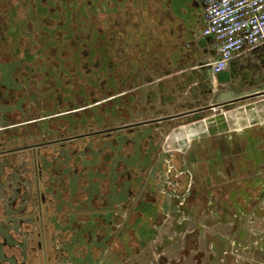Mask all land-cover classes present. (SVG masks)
Wrapping results in <instances>:
<instances>
[{"label":"flooded vegetation","instance_id":"obj_1","mask_svg":"<svg viewBox=\"0 0 264 264\" xmlns=\"http://www.w3.org/2000/svg\"><path fill=\"white\" fill-rule=\"evenodd\" d=\"M51 1L57 4L52 5ZM61 1L67 2L69 6L74 4L75 8L66 5L62 7ZM10 7L18 8V14L12 17L15 26L13 32L8 31L10 16L7 13ZM1 11L0 103L9 105L25 96L29 104L24 103L21 107L29 106L31 138L22 141V130L19 128H6L2 131L5 134L0 135V160L8 156L18 163V158L28 156L30 162L28 172L25 164L20 173L21 193L17 195V200L5 205L0 203V246L4 236L14 239L12 247L8 246L0 254V264H12L7 260L8 254L17 264H64L65 224L69 214H75L74 210L70 212L68 203L69 177L73 176L75 182L86 186L88 174L97 173V168L108 170L106 166H110L112 160H115V171L125 173V176H137L145 172V168L128 163L129 158L135 154L145 157L150 145L147 143L149 138L146 140L142 136L138 152L134 153L135 136H141L142 132L149 129L153 142L161 140L163 134L155 131V128L176 123L179 119L175 113L177 103L170 83L168 93L162 94L165 86L155 80L160 68L155 64V59L149 58L142 40L139 42L142 49L138 52L130 47V35L120 33L118 39L121 51L119 57H114L113 13L98 7L93 0H0ZM123 11L131 16L134 13L126 9ZM54 13L60 15L58 23L51 17ZM126 13H120V26L124 32V27L128 28ZM149 31L150 28L147 29L145 25L140 37L145 40ZM2 47L10 48V52L2 51ZM12 63H15L12 75L21 78L23 91L10 92L3 97L1 66H10ZM146 74L150 76L147 84L157 90L151 88L144 100L143 80H139L132 92L126 89L129 82L136 83L137 77ZM207 88L211 94V87ZM192 91H196L195 88ZM132 95L136 101L133 109L137 108L140 113L134 120L128 118L126 107ZM184 104V107L192 108L189 102ZM56 110L66 117L67 127L64 132L54 136L53 127L48 124L43 129L42 123H51ZM183 113L184 118L190 116L191 112L187 109ZM6 117L9 118L8 115ZM17 119L21 120L22 115L12 117L11 123ZM23 133L27 135L24 130ZM5 135L12 139L1 138ZM13 138L18 139V142ZM168 149L166 169L159 188L161 194L166 196L162 187L168 177L172 185L176 186L174 190L178 196H166L169 200L163 204L162 221L166 223L169 232L166 236L162 235L161 239L168 237V240H174L170 246L182 244L184 247L164 252L159 256L158 264H204L205 255L199 249L187 247L196 235L178 233L180 227L189 221L185 206L190 198V185L182 190L181 177L183 174L191 176V171L186 169L179 172L174 163V153ZM97 156H102L105 163L97 166ZM104 184L107 182L104 181ZM101 189L107 193L109 186L102 185ZM79 193L88 197L85 190ZM18 199L22 201L20 210L16 206ZM120 204L116 209L125 210L124 205ZM79 211L80 218L88 217L84 208ZM121 212L113 216L125 218L126 210ZM91 217L101 222V218L96 219V214ZM108 230L103 227L97 236L101 238L107 235ZM85 231L90 237L93 229ZM217 251L212 252L217 254ZM98 252L96 250L99 256H108L104 248ZM219 252L225 251L221 249ZM100 261L103 264L105 258Z\"/></svg>","mask_w":264,"mask_h":264},{"label":"crops","instance_id":"obj_2","mask_svg":"<svg viewBox=\"0 0 264 264\" xmlns=\"http://www.w3.org/2000/svg\"><path fill=\"white\" fill-rule=\"evenodd\" d=\"M122 1L93 0V2H97L98 7L113 13V55L119 57L121 51L118 39L120 33L130 35V47L137 49L138 52L142 49L139 43L142 40L147 47L149 58L155 59V64L160 68L157 70L158 75L155 80L164 84L163 95L169 91L168 84L171 85V92L177 103L175 113L178 114L179 119L169 126L159 125L155 128V131L163 134L161 140L153 142L149 129L142 132L141 136H135L134 153L138 152L141 137L143 136L146 140L149 138L147 143L150 145L146 156L142 158L135 154L128 161L129 164H137L145 168L146 171L142 174L137 176L127 174L125 176V173H118L115 171V160H112V164L106 166L108 170L97 168V173L90 172L86 186L75 182L73 176L69 177L67 183L70 187V193H68L70 202L68 203L70 212L74 210L75 214L70 213L65 224L66 235L63 239L66 259L63 261L64 264H88V261H97L98 263L102 258H107L105 264L157 263V260L152 261V257L149 259L148 252L146 254L144 252L148 247V241H150L149 247H151L154 229L162 230V232H157L160 235L169 232L166 229V223L162 221L163 204L167 203L169 199L161 194L159 188L166 169L167 148L173 151L174 163L179 172L186 169L191 171V176L183 174L181 177L182 190L188 184L190 185V198L185 206L189 221L180 227L179 234H195L196 230L190 226L194 225L197 219L204 222V217L212 212V208L222 209L223 212L228 209L226 203H229L234 205V208L243 209L249 199L250 187L254 184L261 185L264 182V178H262L264 176V96L216 107L212 109L211 113H207L210 109H203L199 105L200 100H210L211 98L210 93L207 92L208 86L211 87L212 84H215L213 96L210 101L208 100L209 104L213 102L215 94L232 86L218 87L216 77L210 67L205 65L217 54L215 38L202 34L206 25L203 1L141 0L145 4L150 2L149 8L128 11L129 13L134 12L132 16L129 14L128 16L126 11L120 9L119 3ZM104 2L107 7H103ZM115 2H117L118 8H114ZM119 12L126 13L125 22H127L128 28L124 27L125 32L120 26ZM0 14L2 15V11ZM7 14L10 16L8 17L10 18L8 31L13 32L12 17L18 14V8L10 7ZM145 25L147 29L150 28V31L146 35V39L143 40L140 33ZM197 33L208 38L204 46L197 43ZM1 50L10 52L8 47H2ZM26 64L28 65V63ZM14 65L15 63L10 66H1L3 97H6L10 92L20 93L23 91L21 78L16 75L17 78L15 74L12 75ZM229 69L238 72L237 82L241 78L247 81L243 90H250L257 86L256 81L261 79V74L264 72V45L245 51L234 58L227 70ZM149 77L148 74L137 77V82H129L126 90L132 92L139 80H143L142 82L145 83H142L144 91L142 96L145 100V95L151 88L157 90L156 87L147 84L150 81ZM260 81L258 84L264 83V79ZM194 88L196 91L193 92ZM24 97V95L21 96L19 101L9 105L0 103V114H3L0 117V135L5 134L2 131L6 128L13 130L19 128L22 130V141H26L27 137L31 138L28 124L29 106L21 107L24 103L29 104ZM187 102L192 104L191 109L184 107V103ZM134 105H136V101L132 95L126 104L127 116L130 120H134L140 115L137 108L133 109ZM187 109L191 112L190 116L183 118V112ZM19 114L22 115V119L11 123L10 119L18 117ZM60 114L59 110H56L51 123L43 122L42 128L45 129L50 125L53 127L54 136H57L61 131L64 132L67 127V119ZM7 115L9 118L6 117ZM43 115L46 114L43 113ZM23 130L27 135L23 133ZM2 137L4 139L5 137L11 138L9 135ZM14 140L18 142V139ZM18 159V163L8 156L0 160V203L3 205L9 204L10 201H16L17 195L21 193L20 173L24 170L23 165H27V170H25L28 172L30 163L28 156ZM95 161L97 166L102 162L105 163L102 156L101 158L97 156ZM89 164L85 165L91 168ZM81 174L83 176V173ZM237 177L246 179L237 181L238 183L234 185L236 181L232 178ZM104 181L107 184H104ZM102 185L109 186L107 193L102 192ZM84 190L88 192V197L79 195V191ZM211 196L217 197L215 203ZM21 202V199H18L16 205L18 210L22 208ZM118 204L124 205L126 208L127 216L123 219L113 216L117 212H125L121 208L116 209ZM82 208L88 214V217L84 219L79 216V209ZM222 212L218 213L219 216H222ZM121 213L123 214V212ZM94 214L97 215L96 219L101 218V222L93 220L91 216ZM204 224L206 223L204 222ZM77 225L79 226L77 227ZM103 227L109 228L108 234L100 238L97 235ZM90 228L93 229V232L89 237L85 230ZM156 236L159 237L158 234ZM3 239L0 254L4 253L8 246L12 247L14 244V239L11 236L6 235ZM95 248L99 252L104 248L107 250L108 256H99ZM8 257L7 260L10 263L17 264L12 256L8 254Z\"/></svg>","mask_w":264,"mask_h":264},{"label":"rangeland","instance_id":"obj_3","mask_svg":"<svg viewBox=\"0 0 264 264\" xmlns=\"http://www.w3.org/2000/svg\"><path fill=\"white\" fill-rule=\"evenodd\" d=\"M51 4L56 5L57 3L51 1ZM105 4L106 2H104L103 7H107ZM150 4V2L148 4H145V2L142 3L141 0H123L119 3V6L121 10L126 9L134 11L148 9ZM65 5L75 8L74 4L69 6L67 2L61 1V6L65 7ZM115 7L118 8L117 2L114 4V8ZM59 16V14L54 13L51 17L58 23ZM212 94L213 92L210 94L211 98L213 96ZM208 100L209 99L200 100L199 105L202 107L209 104ZM211 112H213L212 109L208 110L207 113ZM262 178H264V176H262ZM242 179L245 181L244 179L246 178H232V180L236 181L234 185L238 183L237 181H242ZM211 199H213V203H215L217 197L211 196ZM226 204L228 209L223 210V212L222 209L218 210L212 208V212L210 213L214 215L208 213L207 216L204 217L203 221L206 224L199 221V219H197V221L195 220L194 225L190 227L196 230L195 234L202 236L199 237L196 235L193 237L192 243L189 245L190 247H187L199 249V251L205 255L204 264H264V182L261 185L254 184L250 187L249 199L248 202L244 204L243 209L234 208V205H230L229 203ZM219 212H222V216H219ZM210 216L211 218H209ZM166 229L168 230V228ZM153 231L154 234L152 236L153 241L151 242V247H149L150 241H148V247L145 249L146 251L144 253L146 254L148 252V257L149 259L152 257V261L157 260L156 264H158V260H160L159 256L161 254L163 255L164 252L170 249L184 247L182 244H173L170 246L171 242L174 240H168V237L162 240V235L157 233L162 232V230L158 231V229H154ZM157 234L159 237L156 236ZM204 235L207 236L204 237ZM155 247H157V249H154ZM221 249L225 252L218 253ZM213 250H218L217 254H214V252H212ZM153 252L156 254H153ZM211 259H213V261H210ZM106 260L107 258L105 262ZM105 262L103 264H105ZM88 264H101V261L98 263L97 261H88Z\"/></svg>","mask_w":264,"mask_h":264},{"label":"built area","instance_id":"obj_4","mask_svg":"<svg viewBox=\"0 0 264 264\" xmlns=\"http://www.w3.org/2000/svg\"><path fill=\"white\" fill-rule=\"evenodd\" d=\"M202 1L206 21L202 34L215 38L217 54L205 65L215 76L227 70L237 56L264 45V0ZM168 179L162 187L163 194L170 198L178 196L174 190L176 186Z\"/></svg>","mask_w":264,"mask_h":264},{"label":"water","instance_id":"obj_5","mask_svg":"<svg viewBox=\"0 0 264 264\" xmlns=\"http://www.w3.org/2000/svg\"><path fill=\"white\" fill-rule=\"evenodd\" d=\"M198 37L197 43L200 46H204L207 42L206 37L201 36L200 34H196V38ZM261 79L256 81L257 86L250 90H243L244 85L246 84V80L244 78H241L238 82L237 79L239 78V74L234 69H229L222 71L215 75L216 77V85L218 87L222 88L226 85H232L231 88H228L227 90H221L218 92L214 98L213 102L207 106H205L203 109H213L216 107L221 106H227L230 104H234L246 99L254 98V97H261L264 96V83L258 84L264 79V72L261 74ZM214 85H211V93L214 91Z\"/></svg>","mask_w":264,"mask_h":264}]
</instances>
